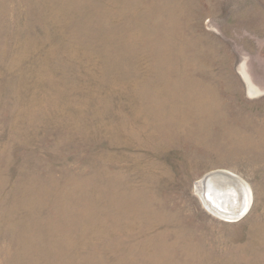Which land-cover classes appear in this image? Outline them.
<instances>
[{
    "label": "rangeland",
    "instance_id": "1",
    "mask_svg": "<svg viewBox=\"0 0 264 264\" xmlns=\"http://www.w3.org/2000/svg\"><path fill=\"white\" fill-rule=\"evenodd\" d=\"M0 264H264V0H0Z\"/></svg>",
    "mask_w": 264,
    "mask_h": 264
},
{
    "label": "bare ground",
    "instance_id": "2",
    "mask_svg": "<svg viewBox=\"0 0 264 264\" xmlns=\"http://www.w3.org/2000/svg\"><path fill=\"white\" fill-rule=\"evenodd\" d=\"M246 82L249 89L253 88L251 81ZM212 173L218 176L205 178ZM206 174L196 181L195 188L208 209L227 219L239 218L247 212L251 207L252 190L245 179L226 169Z\"/></svg>",
    "mask_w": 264,
    "mask_h": 264
},
{
    "label": "water",
    "instance_id": "3",
    "mask_svg": "<svg viewBox=\"0 0 264 264\" xmlns=\"http://www.w3.org/2000/svg\"><path fill=\"white\" fill-rule=\"evenodd\" d=\"M217 176H218V175H216V174L214 175V174L212 173V174H208V175L206 174V177H205V178H207V177H217Z\"/></svg>",
    "mask_w": 264,
    "mask_h": 264
}]
</instances>
